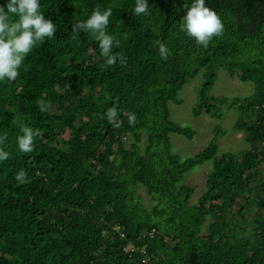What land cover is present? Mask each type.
Wrapping results in <instances>:
<instances>
[{"label":"trees","instance_id":"trees-1","mask_svg":"<svg viewBox=\"0 0 264 264\" xmlns=\"http://www.w3.org/2000/svg\"><path fill=\"white\" fill-rule=\"evenodd\" d=\"M186 3L148 0L149 14L134 15L136 0H41L57 31L16 80L0 82V148L9 153L0 162V264H264V0H206L224 25L207 48L180 31ZM96 8L112 9L114 65L90 33L73 31ZM219 68L252 81L253 93L213 98ZM202 69L192 113L219 118L227 103L248 147L219 153L216 129L182 159L169 134L189 140L194 130L170 119L168 102L181 103L178 91ZM111 107L119 127L103 118ZM24 126L38 131L28 153L17 145ZM207 160L191 204L184 174Z\"/></svg>","mask_w":264,"mask_h":264},{"label":"clouds","instance_id":"clouds-1","mask_svg":"<svg viewBox=\"0 0 264 264\" xmlns=\"http://www.w3.org/2000/svg\"><path fill=\"white\" fill-rule=\"evenodd\" d=\"M134 15H148V0H136ZM112 16V9H94L86 19L79 20L73 25L76 33H90L98 42L100 54L104 58L105 66L114 65L117 56L113 48L119 42L109 34L107 26ZM180 31L192 38L197 45L207 48L214 37L222 35L224 25L216 11L206 6V0H190L185 4V14L179 25ZM57 31L56 24L47 18L42 10L41 0H5L0 4V82H11L20 75V70L28 55L46 39H52ZM169 48L166 44H159V54L167 59ZM41 112L48 111V105L38 101ZM118 110L108 108L103 118L119 127ZM135 120L129 116V123ZM22 135L17 136V145L21 152L28 153L33 149V140L38 131L29 126L20 129ZM7 139V133L0 134V144ZM9 156L7 151L0 148V162ZM24 170L16 173L19 183L27 182Z\"/></svg>","mask_w":264,"mask_h":264},{"label":"rangeland","instance_id":"rangeland-1","mask_svg":"<svg viewBox=\"0 0 264 264\" xmlns=\"http://www.w3.org/2000/svg\"><path fill=\"white\" fill-rule=\"evenodd\" d=\"M203 79L202 69L195 76L185 81L182 88L178 91L177 95L182 100L181 103L168 102L170 119L178 124L189 126L194 130L193 137L189 140L176 133L169 134L172 151L179 154L182 159L191 157L201 151L216 135V129L224 131V134L219 135L216 140L219 153L226 151L237 152L248 147V143L244 138V131L233 128L237 112L235 109L228 107L227 103L220 105L222 107L220 108L221 116L219 118H210L205 113L195 116L192 113L193 107L197 104V94ZM254 89L252 81H241L235 74L229 75L224 68H219L209 95L213 98L225 97L227 102L231 97L251 95ZM145 143L146 137L144 134L140 140L142 148ZM211 164L210 160L204 161L184 174L183 183L193 186V193L190 196L191 204H195L203 193L206 176ZM261 169L264 170V164ZM137 194L140 195L143 204L149 208L151 202L144 188L139 186ZM206 224L207 221L202 224V227L204 228Z\"/></svg>","mask_w":264,"mask_h":264}]
</instances>
